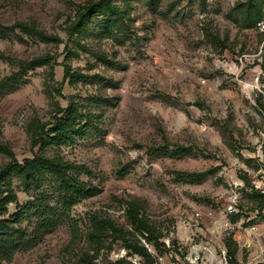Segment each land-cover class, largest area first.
<instances>
[{
  "label": "rangeland",
  "instance_id": "374dc122",
  "mask_svg": "<svg viewBox=\"0 0 264 264\" xmlns=\"http://www.w3.org/2000/svg\"><path fill=\"white\" fill-rule=\"evenodd\" d=\"M65 65L88 79L70 83ZM259 103L264 0H0V144L13 155L0 154V171L36 152L31 124L76 106L83 136L44 156L78 167L74 176L97 191L59 209L50 231L24 214L20 227L35 243L2 264H264ZM53 188L46 183L41 196L55 207ZM11 190L2 218L12 221L38 194L17 179ZM231 200L238 214L220 219ZM130 207L158 238L126 237L147 260L93 234V218L132 232Z\"/></svg>",
  "mask_w": 264,
  "mask_h": 264
},
{
  "label": "trees",
  "instance_id": "16d2710c",
  "mask_svg": "<svg viewBox=\"0 0 264 264\" xmlns=\"http://www.w3.org/2000/svg\"><path fill=\"white\" fill-rule=\"evenodd\" d=\"M201 1L204 2L205 0ZM104 8L109 12L113 11L109 4H105ZM252 8L256 10L257 16L261 18V11L263 10L257 5H252L250 9ZM97 9L98 7L80 17L76 28L77 32L85 30L87 26L85 22ZM260 18H258L259 21ZM45 62H48V58L36 60L38 64ZM63 74L64 79H67L70 83L88 79L87 76L72 72L70 67L66 65L63 66ZM259 109L264 117V105L259 103ZM78 120L77 107L68 106L66 109L56 112L53 123L41 124L39 121H35L29 127L30 146L32 151L36 150L32 158L25 159L22 163L12 158L9 164L0 171V211H2L0 212V264L11 261L17 252L30 249L35 243L34 238L28 234L27 230L20 227L24 214L33 211L32 216L37 221V229L39 231H50L56 228L61 220L59 209L70 208L79 201L96 195V190L87 187L74 176V172L78 167L65 162L59 156H44L47 149L72 144L76 137L83 136L85 126H82ZM0 154L8 155L10 158L13 157L10 150L1 144ZM200 175L191 174L189 177H200ZM14 179L21 182L25 193L38 195L32 202L21 206L11 221L3 219L2 213H4L7 205L12 201L15 202V196H13L11 190L12 180ZM46 183L53 185V192L59 199L58 206H49L43 201L41 189ZM126 216L132 232H123V230L117 229L110 220L93 218L91 222L93 234L97 237L102 233H109L111 237L118 239L126 250L132 251L147 260L146 250L133 244L126 237L139 234L143 240L149 243H157V236L154 238L155 230L142 217H139L136 208H128ZM225 243L228 250L227 254L231 259H234V249L236 247L234 242L229 239Z\"/></svg>",
  "mask_w": 264,
  "mask_h": 264
},
{
  "label": "built area",
  "instance_id": "2783aa9c",
  "mask_svg": "<svg viewBox=\"0 0 264 264\" xmlns=\"http://www.w3.org/2000/svg\"><path fill=\"white\" fill-rule=\"evenodd\" d=\"M234 204L235 203L233 200L226 203V205L223 207V212L221 213L222 216L220 219L226 218L228 215L235 216L238 214V210L235 208ZM250 231H255V228H251Z\"/></svg>",
  "mask_w": 264,
  "mask_h": 264
}]
</instances>
